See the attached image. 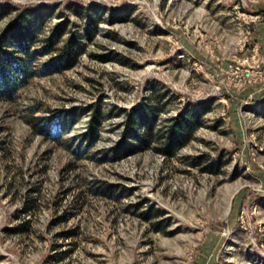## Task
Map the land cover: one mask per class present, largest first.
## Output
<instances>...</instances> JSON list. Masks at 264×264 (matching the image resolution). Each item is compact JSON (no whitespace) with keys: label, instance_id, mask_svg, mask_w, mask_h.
<instances>
[{"label":"rangeland","instance_id":"374dc122","mask_svg":"<svg viewBox=\"0 0 264 264\" xmlns=\"http://www.w3.org/2000/svg\"><path fill=\"white\" fill-rule=\"evenodd\" d=\"M19 16L37 72L0 100V264H264V0H0V51ZM146 104L158 131L199 114L172 156L114 150Z\"/></svg>","mask_w":264,"mask_h":264},{"label":"trees","instance_id":"16d2710c","mask_svg":"<svg viewBox=\"0 0 264 264\" xmlns=\"http://www.w3.org/2000/svg\"><path fill=\"white\" fill-rule=\"evenodd\" d=\"M35 7V5L22 7L21 14L25 16L28 10ZM25 17L19 16L14 24L8 27L6 45L0 51V100H13L16 93L37 72L32 66L35 55L32 45L37 37L38 28L36 29L31 21L23 20ZM48 42L47 46H50L52 43ZM78 53L77 45L73 39H69L59 51L60 64L66 68L71 67ZM157 114L158 109L151 104L143 105L139 110L132 109L127 115L124 138L114 150L136 153L150 148L157 140L160 145L156 147V150L165 156H172L190 140L199 125V114L190 111L179 113L170 121L165 131H158L156 129ZM48 131L49 128L45 132ZM97 137V127L92 124L86 133L88 146L93 144Z\"/></svg>","mask_w":264,"mask_h":264}]
</instances>
